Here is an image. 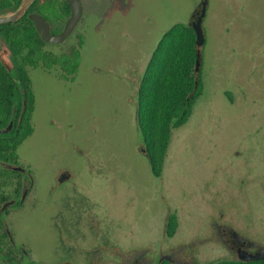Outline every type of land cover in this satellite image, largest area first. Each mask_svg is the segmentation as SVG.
I'll return each instance as SVG.
<instances>
[{"label": "rangeland", "instance_id": "rangeland-1", "mask_svg": "<svg viewBox=\"0 0 264 264\" xmlns=\"http://www.w3.org/2000/svg\"><path fill=\"white\" fill-rule=\"evenodd\" d=\"M200 1L81 0L73 31L44 46L60 54L83 39L73 78L57 64L28 67L32 132L16 162L30 167L38 205L31 209L27 199L10 227L45 264H56L58 248L74 264H129L140 251L155 261L171 249L180 264H211L233 256L211 228L219 220L264 246V0L208 1L201 93L187 121L170 129L158 176L141 151L139 83L162 33L188 23ZM61 170L70 177L56 184ZM63 197L66 208L58 207ZM59 208L63 232L73 236L61 246L50 225ZM169 214L176 216L171 236Z\"/></svg>", "mask_w": 264, "mask_h": 264}, {"label": "trees", "instance_id": "trees-1", "mask_svg": "<svg viewBox=\"0 0 264 264\" xmlns=\"http://www.w3.org/2000/svg\"><path fill=\"white\" fill-rule=\"evenodd\" d=\"M20 1L0 0V13L15 9ZM32 11L43 13L48 20L56 24L65 22L70 15L66 0H34L18 19L0 25V40L5 45L0 46V129L6 127L10 120L13 121V126L8 132H0L2 161L16 162L18 145L32 132L31 113L35 97L31 89L28 67L42 65L49 68L57 64L64 73L73 78L79 66V47L83 39L80 38L77 46H71L68 51L60 54L45 49L47 43L41 39L29 17ZM166 43L168 44L165 45ZM154 51L137 90V120L142 129L151 172L158 176L170 129L187 121L202 87L200 71L196 74L195 70V32L190 25L181 22L171 25L159 38ZM196 75L198 84L193 90ZM145 80L150 85L146 99L142 96ZM143 100L151 105L147 108L143 105ZM141 109L146 111V117L142 118ZM142 119H147L145 125ZM152 120L154 123L151 125ZM162 120H165L164 126ZM158 139L162 141V145L160 154L155 155L153 151ZM0 174L7 175L6 169L2 168ZM0 196L3 198V195ZM175 227L176 216L169 214L166 233L171 236ZM258 263L262 264L260 260L220 259L211 264ZM159 264L174 263L163 260Z\"/></svg>", "mask_w": 264, "mask_h": 264}, {"label": "flooded vegetation", "instance_id": "flooded-vegetation-1", "mask_svg": "<svg viewBox=\"0 0 264 264\" xmlns=\"http://www.w3.org/2000/svg\"><path fill=\"white\" fill-rule=\"evenodd\" d=\"M201 0L197 6L195 7L194 11L192 12L191 16L188 20V25L194 22L195 17L199 13L201 6ZM206 2V7L208 4ZM206 11V8H205ZM205 15V13H204ZM204 18V16H203ZM66 21V20H65ZM51 31L52 32H59L62 30L61 26L58 28L56 23L50 21ZM64 25V24H63ZM192 27V26H191ZM166 31V30H165ZM164 31V32H165ZM163 32V33H164ZM162 33V34H163ZM162 36V35H161ZM160 36V37H161ZM141 151L146 156V150L141 147ZM147 158V156H146ZM15 167H20V169H16ZM2 168L6 169L7 175L0 174V194L3 195V198L0 196V264H45L42 258L38 259L32 253V249L29 247L24 246V242L18 241L14 238L12 231H11V223L12 217L11 214L16 212V210H21L26 206V200H30L29 207L31 209H35L37 207L38 198L36 196L32 197L31 190L34 189V179L32 177L30 167L28 166H20L17 162L12 161H2L0 160V170ZM13 173L21 174L19 177H13ZM70 177V173L67 170H61L60 174L57 176V180L55 181L56 184H62L66 179ZM15 178V185L12 191L9 193H4L3 191V184L7 182V180H12ZM55 188V187H54ZM31 194V196H30ZM46 195H51L50 192ZM51 196H46L45 200L51 201ZM59 200V199H58ZM71 204L73 207L76 206L75 200L70 198ZM67 198H61L60 203H58V207L61 205L66 208ZM30 210V209H29ZM62 209L59 208V212L55 213L54 220L50 222V225L54 228L55 234L53 233L52 242L56 243L57 246L64 245L66 242H71L70 238H66V232L61 226V220L63 218ZM66 215V212H65ZM58 219V223L56 221ZM211 228H213L214 233L217 235V241L222 244L225 250L229 251L233 256L231 258L220 257L219 259H240V255L243 253H249L254 255L257 251H259L264 246H261L256 240L251 239L243 234H240L238 231L233 229L231 226L226 225L219 221H215L211 223ZM71 240V241H70ZM60 254L56 259V264H74L73 261L70 259L63 258V254L58 248ZM178 251V250H177ZM175 250L171 249V251H160L159 256L154 261L153 259H149L146 257L144 251H140L139 253L134 252L132 256H130L127 260H130L129 264H159L163 260H167L174 264H180L179 262L175 261V259H183L175 255ZM90 258V257H89ZM263 263L261 259H258ZM127 264V263H125Z\"/></svg>", "mask_w": 264, "mask_h": 264}, {"label": "water", "instance_id": "water-1", "mask_svg": "<svg viewBox=\"0 0 264 264\" xmlns=\"http://www.w3.org/2000/svg\"><path fill=\"white\" fill-rule=\"evenodd\" d=\"M34 0H21L19 5L12 10L4 11L0 13V25L14 21L18 19L25 10L33 3ZM66 2L69 5L70 8V15L64 22V25L62 27V30L59 32H52L51 31V25L49 20L46 18V16L38 11H32L29 14L30 19L32 20L35 29L39 33L41 39L45 41L46 43H59L64 41V39L73 31L75 25L81 18L83 7L81 4V0H66ZM206 2L207 0L202 1V6L197 14V16L194 19V22L191 24L194 32H195V46H196V61H195V70L196 74L200 71L201 66V49L205 40L204 36V30H203V16L205 13L206 8ZM198 84V75L195 76V84L194 89H196ZM23 104H25V98H23ZM13 126V121L10 120L8 125L2 129H0V132H8ZM16 169H20V167H15ZM261 259L264 263V247L261 248L259 251H257L254 255L249 253H243V255H240V260L243 261H252V260H258Z\"/></svg>", "mask_w": 264, "mask_h": 264}]
</instances>
